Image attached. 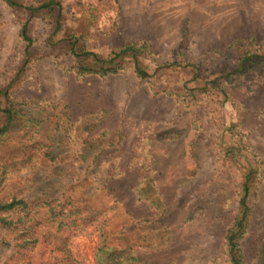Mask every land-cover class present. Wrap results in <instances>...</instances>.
<instances>
[{"label": "rangeland", "instance_id": "obj_1", "mask_svg": "<svg viewBox=\"0 0 264 264\" xmlns=\"http://www.w3.org/2000/svg\"><path fill=\"white\" fill-rule=\"evenodd\" d=\"M58 2L32 14L0 0V102L35 119L0 135V202H28L0 211V264H22L18 251L33 244L17 243L34 231L60 233L63 218L45 221L41 204L61 211L77 181L89 196L111 200V217L126 211L135 216L129 226L149 219L147 228L168 229L170 238L141 250L151 264H231L226 236L249 172L240 246L246 264H264V0ZM26 22L30 54L20 36ZM74 42L103 58L137 44L149 77H138L133 55L117 73L81 75ZM100 241L95 224L73 239L74 252L96 264ZM30 250L46 258L44 246Z\"/></svg>", "mask_w": 264, "mask_h": 264}, {"label": "trees", "instance_id": "obj_2", "mask_svg": "<svg viewBox=\"0 0 264 264\" xmlns=\"http://www.w3.org/2000/svg\"><path fill=\"white\" fill-rule=\"evenodd\" d=\"M4 1H6L7 4L13 8H26L32 14L42 10H50L52 8L56 9L57 6H59L58 0H49L37 6H24L16 0ZM20 36L27 42L26 53L30 54V47L34 40L29 35L27 22L23 24ZM71 51L78 64V71H80V74L82 73L81 75L97 73L106 76L112 73H117L120 69H122L121 65L124 57L133 55L135 57V72L138 77L142 79L149 77V74L141 66V63L138 60L137 53L139 49L137 44L115 51L109 58H103L97 53L78 48L75 42L73 43ZM254 57L257 58L256 61L262 58V56L259 55H254ZM250 59H252V57ZM1 94L2 92L0 90V96ZM7 94L8 93L6 92L5 95ZM20 108L21 107L18 104L13 103L7 108H2L0 102V113H2L4 117V125L0 127V135L6 133L10 128L16 125L20 119H25L31 122L33 120L35 121V119L29 118L22 110H20ZM12 152L13 151H10V154ZM46 155L48 157H52V154L49 152H46ZM251 178L252 174L249 172L246 176V181L243 187V195L240 200V216L236 220L235 224L230 228L226 236L227 253L231 264H246L240 246V240L242 238L245 222L250 211L248 198L251 192ZM85 187L86 186L83 184V181L69 183L68 188L62 195V201L59 204L62 206L61 211H57L56 205L49 200H46L45 203L41 204L42 207L45 205L48 206L47 210L42 211V213L47 216V219H44L45 221H49L51 224H56L60 217L63 218L61 231L59 234H54L51 239H49L48 236L41 230V233L34 231V234L31 235L32 243L28 237L22 242L17 243V246L19 247L26 244V249L33 244L31 250L29 249L31 252L37 250L38 247L41 248L44 246L42 254L47 253L46 258L41 260V258L36 259L34 257L33 259L29 254H27L29 250L18 251L19 256L23 259L22 264H84L74 252L73 239L95 224L97 225L101 240L95 254L96 264H151L143 256V251L141 250L143 248L148 249L150 247H155L158 244L155 239L157 236L163 235V241L170 238L168 229L166 227L162 228V225L159 227L154 226L147 228L146 226L149 219H144L142 223L139 222L137 225L132 223L129 226V221L132 218H135V216L127 213L126 211L120 212L117 216H114L118 228H113L112 223L115 222L114 218L111 217L113 214L109 215L107 213L113 208L110 206L111 200L106 199L100 202V200L96 199L93 195L89 196ZM138 193L140 195H145L142 190L140 191V189ZM107 196L109 197V195ZM152 201L161 205L160 199ZM164 205L162 214L167 212V206L165 203ZM27 207L28 202L23 198L18 199L12 197L10 200L0 202L1 212L16 211L18 208ZM77 219H82L83 222L77 224ZM1 222L7 224L5 219H2L0 223ZM41 223L42 222L39 221V224ZM15 230H25L27 232V236L30 234V230H27V228H15ZM154 230H158L159 232L155 235L152 233ZM16 236V239H21L20 232ZM43 239L44 241H42ZM1 242L8 243L6 240H2ZM18 254H14V256L10 257V259L13 260L18 256ZM261 262L264 263V250Z\"/></svg>", "mask_w": 264, "mask_h": 264}]
</instances>
